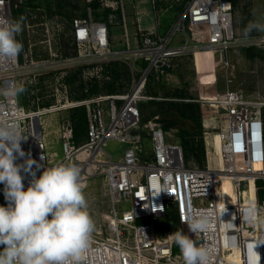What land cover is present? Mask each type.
<instances>
[{"label": "built area", "instance_id": "built-area-1", "mask_svg": "<svg viewBox=\"0 0 264 264\" xmlns=\"http://www.w3.org/2000/svg\"><path fill=\"white\" fill-rule=\"evenodd\" d=\"M0 18L13 22L10 0H0ZM73 40L77 53L70 64L84 61L91 64L113 58L111 32L105 21L91 16H78L72 21ZM197 28L199 37L188 29ZM136 47L128 54L129 66L139 76L122 94L98 95L81 100L87 110L85 138L74 140V126L70 119L59 128L62 155L50 156L48 142L42 128L43 111H27L19 96L5 98L7 105L0 116L15 118L24 139L21 148L23 164L30 155L36 176L46 167L71 163L80 168L84 189L94 177H102L109 197L107 233L102 230L92 235L95 255L91 264H184L179 248L174 244L172 230L167 227V215L173 212L183 230L194 242L214 249L211 264H264V227L247 223L242 209L255 208L264 217V99H252L240 89L227 85L205 100L203 135L206 163L189 162L181 144L168 140L158 116L142 122L140 102L148 78L154 71L165 72L174 59L197 48L211 47L221 54V65L226 70L232 48L264 46V34L239 35L234 25L233 0H188L184 11L169 30L143 31ZM183 33L184 42H176V33ZM121 52H128L127 49ZM54 61L20 59L0 67V86L15 82L33 83L45 71L54 69ZM54 67V68H53ZM97 69L87 75L98 77ZM66 103L55 109L75 106L69 102V88L62 85ZM35 113V114H33ZM38 117V122H36ZM219 140L222 162L214 163L212 152ZM124 143L121 151L106 149L108 140ZM149 140V143H145ZM25 190L32 177L21 171ZM234 178L239 188V203L227 204L222 181ZM258 182L263 186V197L258 195ZM253 188L254 197L251 193ZM0 184L2 205L7 202ZM189 209H199L212 216L208 232L191 233L187 225ZM257 253L259 260H257Z\"/></svg>", "mask_w": 264, "mask_h": 264}, {"label": "rangeland", "instance_id": "rangeland-1", "mask_svg": "<svg viewBox=\"0 0 264 264\" xmlns=\"http://www.w3.org/2000/svg\"><path fill=\"white\" fill-rule=\"evenodd\" d=\"M187 2L188 0H10L13 22L20 21L22 24V31L16 37L22 44L20 59L54 61V69L43 72L33 83L27 81L22 83L26 90L19 95L27 111H43L40 120L50 156L57 160L62 155L60 125L67 119L73 123L71 113L75 107L81 106L86 110L85 105L79 103L83 99L71 98L73 86L68 82V78L80 69L83 80L97 78L100 93L94 96L125 93L134 77L139 76L138 71L131 70L128 54L137 45L141 35L140 28L143 31L169 30L177 22ZM78 16H91L108 24L112 37L111 51H119L113 53L114 59L91 64L89 68L84 61L70 64V57L77 53L73 40L72 21ZM253 21L264 23V0H237L236 4L234 3V25L239 35L245 36V28ZM188 31L194 37L199 34L197 28H189ZM256 34H264V32L254 31L250 35ZM199 37L205 38V34L204 36L199 34ZM174 40L179 43L184 42L185 36L178 32ZM125 49L128 52H121ZM229 59L228 74L221 65L219 52L194 51L174 59L172 67L165 72H152L148 75L143 91V95L149 98L140 102L144 104L142 106L144 117L158 114L160 106L157 102L192 97L201 104L203 118V110L207 106L205 100L226 87L227 75L231 78L229 82L231 88L242 90L249 98L264 99V46L234 47L230 51ZM111 64L115 67L113 74ZM106 65H109L111 74L107 68L105 69ZM101 66L102 69L99 70L101 77H98L97 73L93 76L86 74L89 69L96 70V67ZM109 82L116 89L114 93L107 90ZM63 84H67L69 88V102L77 104L55 109L66 103L63 99L59 102L63 96ZM177 94L189 98L177 97L175 96ZM158 115L161 118V115ZM160 122L168 140L182 145L183 141L179 135L181 124H174L166 129L164 122ZM84 137L85 134L82 139ZM203 139L205 141L204 135ZM145 143H149V140H145ZM124 146V143L112 139L107 141L106 149L115 154ZM184 153L189 162L200 164L193 154ZM204 161L206 163V157ZM222 189L229 190L226 180L222 181ZM84 194L88 201L89 213L95 223L94 232L102 230L106 234L110 204L103 178H91L84 189ZM0 205H2L1 195ZM171 215L175 216L173 212Z\"/></svg>", "mask_w": 264, "mask_h": 264}, {"label": "clouds", "instance_id": "clouds-1", "mask_svg": "<svg viewBox=\"0 0 264 264\" xmlns=\"http://www.w3.org/2000/svg\"><path fill=\"white\" fill-rule=\"evenodd\" d=\"M22 31L20 21L0 18V67L14 64L22 50L17 35ZM264 32V23L253 21L244 35ZM15 82L0 86V96L16 98L25 92ZM7 105L0 102V112ZM24 139L15 118L0 116V184L6 206L0 205V264H91L95 252L92 235L95 223L89 213L84 184L78 166L58 163L46 167L39 177L29 155L24 158ZM21 171L32 179L25 190ZM247 223L264 227V217L255 208L242 209ZM187 225L191 233L208 232L212 216L199 209H189ZM184 264H211L214 249L198 246L183 230L172 233ZM257 260L259 254L257 253Z\"/></svg>", "mask_w": 264, "mask_h": 264}, {"label": "trees", "instance_id": "trees-1", "mask_svg": "<svg viewBox=\"0 0 264 264\" xmlns=\"http://www.w3.org/2000/svg\"><path fill=\"white\" fill-rule=\"evenodd\" d=\"M236 2L237 0H233V4H236ZM111 66L113 74V72L115 71V67L113 64H111L110 67ZM106 68L109 71V65H106L105 69ZM81 76V70L79 69L75 72V74L71 75L68 78V82L73 86V91L70 94L72 99H85L100 93V85L97 78L91 77L83 80ZM107 90L110 91V93H114V91H116L111 82H109ZM175 96L181 98H189L188 96H184L183 94H177ZM190 98L191 99L164 100L162 102H157V104H159L160 106L158 108V114L161 115V118H159V115L157 113L150 114L148 117H144V112L142 110V106L144 104L140 103L142 122H145L147 119L157 115L158 119L164 122V127L166 129L174 124H181L182 128L179 135L183 141L182 147L185 149L184 152L193 154L200 164H204L206 150L205 141L203 139L201 104L198 101L192 99V97ZM71 118L73 120L74 126V140L77 143L83 140V135L86 134V110L81 106L75 107L71 113ZM185 157L187 159L186 154ZM251 193L252 195H254L253 188L251 189ZM258 195L259 199L261 200V198L263 197V186L261 182H258ZM165 225H167V227L171 228L172 230H179L180 228L179 222L177 221L175 216L171 215V212H169V214L167 215V222L165 223Z\"/></svg>", "mask_w": 264, "mask_h": 264}, {"label": "bare ground", "instance_id": "bare-ground-1", "mask_svg": "<svg viewBox=\"0 0 264 264\" xmlns=\"http://www.w3.org/2000/svg\"><path fill=\"white\" fill-rule=\"evenodd\" d=\"M194 52H214V50L211 47L206 48H197L194 50ZM35 114V113H33ZM214 163L217 165H220L222 162L221 159V152H220V145L219 140L216 138L215 141V150L212 152ZM226 180L227 188L229 186L228 191H223L224 199L227 204H237L239 203V188L234 178L231 177H225L223 178V181ZM251 192V191H250ZM250 197H254L252 193H247Z\"/></svg>", "mask_w": 264, "mask_h": 264}, {"label": "water", "instance_id": "water-1", "mask_svg": "<svg viewBox=\"0 0 264 264\" xmlns=\"http://www.w3.org/2000/svg\"><path fill=\"white\" fill-rule=\"evenodd\" d=\"M36 122H38V117H36Z\"/></svg>", "mask_w": 264, "mask_h": 264}]
</instances>
